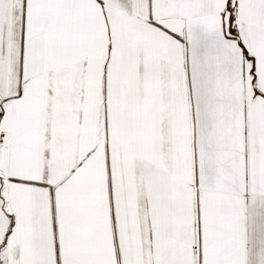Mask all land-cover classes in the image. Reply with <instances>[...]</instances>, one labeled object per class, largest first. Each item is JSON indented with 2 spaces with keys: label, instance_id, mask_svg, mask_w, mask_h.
<instances>
[{
  "label": "snow or ice",
  "instance_id": "1",
  "mask_svg": "<svg viewBox=\"0 0 264 264\" xmlns=\"http://www.w3.org/2000/svg\"><path fill=\"white\" fill-rule=\"evenodd\" d=\"M0 264H264V0H0Z\"/></svg>",
  "mask_w": 264,
  "mask_h": 264
}]
</instances>
